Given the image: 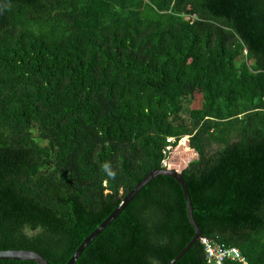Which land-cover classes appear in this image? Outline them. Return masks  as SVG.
<instances>
[{
    "label": "trees",
    "instance_id": "obj_1",
    "mask_svg": "<svg viewBox=\"0 0 264 264\" xmlns=\"http://www.w3.org/2000/svg\"><path fill=\"white\" fill-rule=\"evenodd\" d=\"M184 137L202 237L264 264V0H0V251L67 264ZM194 235L159 176L76 264H168Z\"/></svg>",
    "mask_w": 264,
    "mask_h": 264
},
{
    "label": "water",
    "instance_id": "obj_2",
    "mask_svg": "<svg viewBox=\"0 0 264 264\" xmlns=\"http://www.w3.org/2000/svg\"><path fill=\"white\" fill-rule=\"evenodd\" d=\"M169 176L174 178L182 187L184 192L187 215L191 226L194 229L195 235L187 246L168 264H176L187 252L200 241L202 232L194 218V207L192 205L191 196L181 173L175 170H153L146 178H144L122 201V203L109 215V217L89 236L76 250L72 258L67 264H76L83 252L93 243V241L102 234L126 209L131 201L148 185L153 179L159 176ZM0 261H29L36 264H50L48 260L41 254L30 250H9L0 251Z\"/></svg>",
    "mask_w": 264,
    "mask_h": 264
},
{
    "label": "built area",
    "instance_id": "obj_3",
    "mask_svg": "<svg viewBox=\"0 0 264 264\" xmlns=\"http://www.w3.org/2000/svg\"><path fill=\"white\" fill-rule=\"evenodd\" d=\"M167 142L168 146L163 152L165 155V159L162 161V166L164 169L169 168L168 158L173 151L174 146H172V144L175 143V139L169 138L167 139ZM200 242L205 248L206 262L208 264H225L226 261H235L242 264H247L246 259L242 256L240 250L235 247H229L225 244L217 243L216 241L210 240L205 237H202L200 239Z\"/></svg>",
    "mask_w": 264,
    "mask_h": 264
},
{
    "label": "rangeland",
    "instance_id": "obj_4",
    "mask_svg": "<svg viewBox=\"0 0 264 264\" xmlns=\"http://www.w3.org/2000/svg\"><path fill=\"white\" fill-rule=\"evenodd\" d=\"M188 105V103H187ZM186 142V147H181V143ZM198 160V154L190 147L189 137H184L176 146L168 158L169 168L167 170H175L181 173L188 165Z\"/></svg>",
    "mask_w": 264,
    "mask_h": 264
},
{
    "label": "bare ground",
    "instance_id": "obj_5",
    "mask_svg": "<svg viewBox=\"0 0 264 264\" xmlns=\"http://www.w3.org/2000/svg\"><path fill=\"white\" fill-rule=\"evenodd\" d=\"M182 144V143H181ZM185 147H186V145H185ZM172 170V169H171Z\"/></svg>",
    "mask_w": 264,
    "mask_h": 264
}]
</instances>
